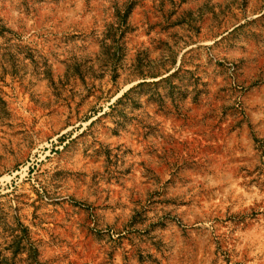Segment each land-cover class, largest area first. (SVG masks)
Here are the masks:
<instances>
[{
  "label": "rangeland",
  "instance_id": "obj_1",
  "mask_svg": "<svg viewBox=\"0 0 264 264\" xmlns=\"http://www.w3.org/2000/svg\"><path fill=\"white\" fill-rule=\"evenodd\" d=\"M0 264H264V0H0Z\"/></svg>",
  "mask_w": 264,
  "mask_h": 264
}]
</instances>
